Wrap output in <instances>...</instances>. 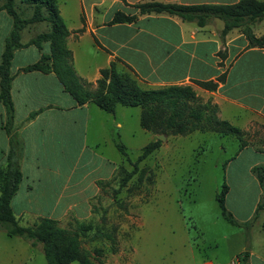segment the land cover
Returning a JSON list of instances; mask_svg holds the SVG:
<instances>
[{
  "label": "crops",
  "instance_id": "0c3cea01",
  "mask_svg": "<svg viewBox=\"0 0 264 264\" xmlns=\"http://www.w3.org/2000/svg\"><path fill=\"white\" fill-rule=\"evenodd\" d=\"M238 1L56 0L69 32L66 46L73 69L89 90L96 89L100 70L114 63L144 90L190 87L202 102L209 101L216 107L219 120L244 133L245 146L235 135L219 132L196 131L162 141L161 147L141 162L144 166L153 159L156 172L147 200L138 203L132 212L140 214L136 218L134 215L130 226L128 207L112 205L106 195H111L119 169L128 170L127 162L113 145V137L119 136L131 161L154 138L140 125L141 108L118 105L111 114L92 102L79 106L53 73L23 72L42 54L49 53L48 43H43L41 49L29 45L34 37L47 31V25L40 27L45 23L23 28L20 43L27 46L14 51L10 67L13 133L19 142L16 155L22 174L10 205L19 225L32 226L40 218L60 225L68 217L73 219V226L75 221L91 224L101 208H108V214L116 210L120 218L113 237L117 250H103L104 264H243V253L247 254V264H264V210L253 220L264 190V183L254 171L264 168V48H249L237 28L222 40L223 23L218 19L199 27L176 16L149 14L138 16L132 23L110 24L117 12L136 15L134 6L141 3L193 6ZM16 11L23 19L31 16V9L19 1ZM12 26V18L0 11V62ZM251 30L255 37L262 36L264 19ZM199 82H213L216 89L205 90ZM4 123L5 110L0 103V170L6 167L9 152ZM197 136L202 142L192 150L189 163L183 147ZM230 147L233 150L226 159L225 208L236 224L229 223L221 211L213 212L198 230L183 214L181 195L200 185V179L211 171L210 160L218 152L227 153ZM201 155L203 159H199ZM69 161L68 170L62 171L63 162ZM123 190L126 192L128 186L119 193ZM102 195L105 201L99 204ZM46 208L52 210L50 214L31 213ZM58 209L61 212L54 216ZM91 225V238L107 240L95 237L96 224ZM192 230L200 232L203 248L214 253L202 252ZM100 231L111 235L105 229ZM178 233L180 241L176 240Z\"/></svg>",
  "mask_w": 264,
  "mask_h": 264
},
{
  "label": "trees",
  "instance_id": "16d2710c",
  "mask_svg": "<svg viewBox=\"0 0 264 264\" xmlns=\"http://www.w3.org/2000/svg\"><path fill=\"white\" fill-rule=\"evenodd\" d=\"M27 5L31 9V16L23 19L16 11V3ZM0 11H5L13 22L12 30L5 39L0 62V103L5 110L4 130L9 136V152L6 158V167L0 170V230L9 238H20L31 248H40L47 264H104L103 250L96 248L92 253L85 251L81 246V237L94 229L93 225L75 221L72 229L60 228L52 219L40 218L32 226H21L11 209V199L17 191L22 174L17 162L18 139L13 133L14 109L11 99L10 72L14 51L26 47L20 43V33L25 26L35 23H45L47 31L34 37L29 45L41 49L43 43L49 44V53L42 54L40 59L22 69L23 72L53 73L64 91L81 106L92 102L108 113H114L116 106L140 107V125L151 133L154 138L139 152L134 161H131L126 146L119 136L113 137L115 149L125 162L132 166V170L119 169L117 175L118 188L113 191L118 194L131 178L138 174V179L148 172L146 168L138 169V165L148 159L158 150L162 141L157 137L165 138L185 136L196 131L219 132L235 135L242 146L243 132L221 121L216 116V107L209 101L202 102L196 97L190 87H168L159 90H144L126 73L120 72L114 63L108 68L100 70V78L96 81V89L89 90L76 75L72 66V55L66 46L69 32L60 16L56 0H0ZM136 15H124L117 12L110 24L132 23L138 16L149 14H167L176 16L185 22H193L199 27L206 26L212 19L223 23L220 37L232 29H241V33L248 42L249 48H264V34L255 37L251 27L264 19V0H240L235 4L227 5H193L163 4L158 2L141 3L134 6ZM219 80H223L220 78ZM201 88L209 91L216 89L213 82L197 83ZM257 179L264 183V168L254 170ZM123 173V174H122ZM121 175V176H120ZM116 176V177H118ZM115 177V178H116ZM117 180V178H116ZM228 191L223 184L216 195V201L221 215L231 224H236L225 208V196ZM264 210V190L257 204L253 220L258 212ZM248 223L247 226H250ZM95 237H105L112 243L110 251L116 252L115 239L110 234L95 229ZM246 253H243L242 262H246Z\"/></svg>",
  "mask_w": 264,
  "mask_h": 264
},
{
  "label": "rangeland",
  "instance_id": "374dc122",
  "mask_svg": "<svg viewBox=\"0 0 264 264\" xmlns=\"http://www.w3.org/2000/svg\"><path fill=\"white\" fill-rule=\"evenodd\" d=\"M46 24H41V28ZM200 139V141H199ZM200 143H199V142ZM202 142L201 136H197L194 138V141L185 143L183 147V154L187 157V160L189 163L192 161V150L196 148L197 146H200ZM215 146V145H214ZM233 150L232 147H230V150L227 151V153H217L215 158H212L208 164V168H211V171L208 174H205L200 179V185L195 186L192 190H189L188 192H184L183 195H181L182 200V210L183 214L187 216L191 220V222L194 224V226L199 230L200 224L204 221V223L209 219V216L211 213L216 212L219 213L220 209L218 204L215 202V195L218 194L221 190V187L223 184H226V178H225V170H226V159L229 156L230 152ZM133 153H137V151H133ZM132 157H135V154L132 155ZM204 156H199V159H203ZM149 164L142 166L141 163L138 165V169L146 168L147 173L142 177L141 181L138 179V174L134 175L131 180L128 182V190L125 192L123 190L121 193L114 194L113 190H115L118 187V180L113 182V189L111 195V203L112 205H126L128 207V210L126 211L128 214V225L130 226L132 224V219L136 217H139L140 212L138 211L136 214H133L137 208L138 203H142L147 200L151 187L153 185V179H154V171L156 172V166L153 159L148 161ZM64 166H61L62 171H67L70 164L69 162H63ZM128 171L132 170V166H130L128 163ZM87 166V164H85ZM213 166V168H212ZM183 170H179L178 173L182 174ZM123 174V173H122ZM118 176V175H117ZM121 176V175H120ZM179 175L177 176V178ZM119 179V176L116 177ZM77 179V178H76ZM44 182L42 181L40 185H43ZM191 187H188L186 189H190ZM190 193V194H188ZM90 194V191H87L85 194L88 196ZM178 196V194H177ZM194 200V202H193ZM105 201L104 196H101L99 204H103L102 202ZM79 202L83 203L81 199ZM83 207V206H82ZM52 210L46 208V209H34V211H31V213H41V214H50ZM130 211V212H129ZM60 209L55 211L54 216H57L60 213ZM109 209H102L96 214L95 217H93L91 224H96L95 228L105 229L107 232H110L113 237L116 235V230L118 225L115 224L119 221V216L116 215V210L114 213L108 214ZM132 213V214H130ZM73 219L71 217H68V219L64 220L63 223L58 226L60 228L65 229H72L75 227L73 226ZM34 221V220H32ZM31 221V222H32ZM88 224V223H85ZM90 224V225H91ZM100 226V227H99ZM99 229V230H100ZM191 235L195 238V244H198L199 247L202 249L203 253H214L210 249H206V247L203 248L201 243V238H203L200 234V232H196L195 230H192ZM178 237L176 238L177 241H180V234L178 233ZM92 232H87L84 237H81V246L85 251H88L90 253L93 252L94 249L100 248L102 250H110L112 243L109 240H104L101 238H91ZM206 238V237H205ZM210 237L206 238L209 239ZM172 241V240H170ZM117 245V242L115 241V245ZM127 247V246H126ZM0 264H47L45 257L43 255V252L40 248H31V246L25 242L24 240L20 238H9L5 235V233L0 230ZM71 264H78L77 262H73Z\"/></svg>",
  "mask_w": 264,
  "mask_h": 264
},
{
  "label": "water",
  "instance_id": "95a60500",
  "mask_svg": "<svg viewBox=\"0 0 264 264\" xmlns=\"http://www.w3.org/2000/svg\"><path fill=\"white\" fill-rule=\"evenodd\" d=\"M157 138H158L159 140H161V141H165V139H166L165 136H163V135H160V136H158Z\"/></svg>",
  "mask_w": 264,
  "mask_h": 264
}]
</instances>
